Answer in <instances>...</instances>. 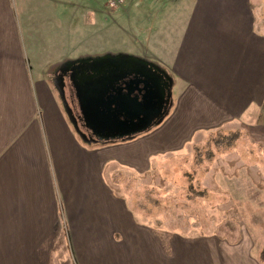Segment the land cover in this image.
<instances>
[{"label":"crops","instance_id":"1","mask_svg":"<svg viewBox=\"0 0 264 264\" xmlns=\"http://www.w3.org/2000/svg\"><path fill=\"white\" fill-rule=\"evenodd\" d=\"M40 1L32 12L25 0H0V264H264V246L251 253L245 240L160 232L137 221L111 181L112 170L146 174L159 154L260 108L264 0H183L174 24L159 25L164 15L155 14L152 27H121L115 48L92 52L77 51L93 35L107 39L100 22L112 24L109 10L88 0ZM52 49L58 56L46 63ZM84 55H127L158 67L175 92L165 114L129 138L80 136L52 73L58 67L63 75Z\"/></svg>","mask_w":264,"mask_h":264},{"label":"rangeland","instance_id":"2","mask_svg":"<svg viewBox=\"0 0 264 264\" xmlns=\"http://www.w3.org/2000/svg\"><path fill=\"white\" fill-rule=\"evenodd\" d=\"M25 1L32 12L43 6L40 0ZM105 3L106 0L87 2L94 9L110 11L112 24L100 22L101 29L105 26L108 32L107 39L95 35L86 38L84 47L77 52H85L86 46L90 52L103 47L113 49L121 42L118 33L121 27L136 29L142 23L152 27L156 24L153 22L155 14L164 15L159 19V25L168 27L179 20V14L185 8L183 0H123L116 9H110ZM57 10L50 6L48 12L58 26ZM113 11L117 14L113 15ZM37 52L41 53L40 57L45 53ZM57 56L58 49L46 51V63L50 62L48 58L54 62ZM87 57L73 59L70 64ZM52 74L53 90L57 96L58 93L62 96L66 115L71 122L78 124L76 128L80 136L90 141L93 138L91 131L74 116L78 107L68 85V76L62 75L58 67ZM172 90L171 100L175 93ZM258 108H253V112H249L245 119L241 118L239 123H224L218 129L200 131L194 136L196 140L192 139L184 148L159 154L146 174L132 175L128 170H112V184L126 196L137 221L157 226L160 232L190 237L215 234L231 243L245 240L251 253L262 248L264 126L256 123Z\"/></svg>","mask_w":264,"mask_h":264},{"label":"water","instance_id":"3","mask_svg":"<svg viewBox=\"0 0 264 264\" xmlns=\"http://www.w3.org/2000/svg\"><path fill=\"white\" fill-rule=\"evenodd\" d=\"M78 62L84 68L73 86L92 139L132 137L151 128L165 114L170 102L169 82L156 67L127 55H103ZM131 71L140 75L130 81L138 86L137 95L125 81Z\"/></svg>","mask_w":264,"mask_h":264},{"label":"flooded vegetation","instance_id":"4","mask_svg":"<svg viewBox=\"0 0 264 264\" xmlns=\"http://www.w3.org/2000/svg\"><path fill=\"white\" fill-rule=\"evenodd\" d=\"M83 68L84 67H83L82 63H80L78 61L77 62H73L68 67V69L66 70V72L64 73L65 75L68 76V85H69V88L71 90V94L73 95V97H74V99H75L76 102H77V100H76V97H75V89H74L73 83H76V82H78L80 80V78H81L80 77L81 76V71H82ZM139 76L140 75L137 72L131 71V74H129L125 78V81H128V82L133 81L134 79L138 78ZM62 81H64V80L62 79ZM63 84H64V82H63ZM130 86H131L130 88H133V94L134 95L135 94L137 95V93H138L137 92V87L138 86L134 82L133 83L130 82ZM77 107H78V104H77ZM74 116H75V118H76L77 121H78V118H80V120L82 121L81 123L85 125V122H84V119H83V117H82V115L80 113L79 107H78V110H77V115L74 114Z\"/></svg>","mask_w":264,"mask_h":264},{"label":"trees","instance_id":"5","mask_svg":"<svg viewBox=\"0 0 264 264\" xmlns=\"http://www.w3.org/2000/svg\"><path fill=\"white\" fill-rule=\"evenodd\" d=\"M256 123L260 125H264V98L261 102L258 114L256 116ZM259 259L264 262V247L261 249L259 253Z\"/></svg>","mask_w":264,"mask_h":264},{"label":"built area","instance_id":"6","mask_svg":"<svg viewBox=\"0 0 264 264\" xmlns=\"http://www.w3.org/2000/svg\"><path fill=\"white\" fill-rule=\"evenodd\" d=\"M123 0H107V5L110 8H115L122 3Z\"/></svg>","mask_w":264,"mask_h":264}]
</instances>
